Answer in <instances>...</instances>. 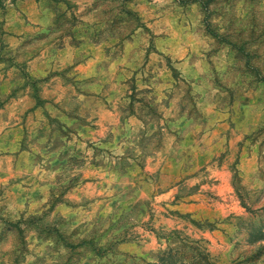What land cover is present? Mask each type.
<instances>
[{
    "label": "rangeland",
    "instance_id": "374dc122",
    "mask_svg": "<svg viewBox=\"0 0 264 264\" xmlns=\"http://www.w3.org/2000/svg\"><path fill=\"white\" fill-rule=\"evenodd\" d=\"M0 264H264V0H0Z\"/></svg>",
    "mask_w": 264,
    "mask_h": 264
}]
</instances>
